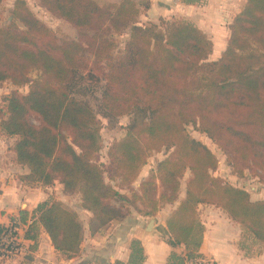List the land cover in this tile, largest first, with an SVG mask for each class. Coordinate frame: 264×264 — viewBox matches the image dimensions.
<instances>
[{
    "label": "trees",
    "instance_id": "1",
    "mask_svg": "<svg viewBox=\"0 0 264 264\" xmlns=\"http://www.w3.org/2000/svg\"><path fill=\"white\" fill-rule=\"evenodd\" d=\"M39 2L74 25L81 38L59 41L25 0H14L11 10L24 28L18 29L14 19L0 26V80L29 83L25 93L12 90L5 96L6 112L0 115L1 132L16 136V161L29 168L20 178L44 185L57 179L65 189H78L82 205L92 212L91 232L121 213L111 200L127 196L105 180V169L96 159L101 148L99 119L86 101L74 96L73 87L77 73L87 65L86 52L95 47L94 55L102 56L109 50L105 31L129 26L123 52L108 61L103 74L101 106L107 116L134 109L140 116L108 146L109 178L119 176L130 183L148 151L172 147L156 173L150 171V178L140 182V193H133L148 202L141 212L153 215L158 206L176 199L180 177L190 170L185 194L165 220L171 234L167 242L182 243L184 250H172L166 264H186L200 256L202 203L223 208L264 245V198L252 199L247 189L213 175L216 155L185 127L196 125L236 157L250 158L264 170V0H245L229 24L224 49L213 60H207L212 40L189 21L165 20V28L136 22L150 0ZM34 67L40 75L29 79ZM86 71L83 74L90 77L92 72ZM156 179L162 186L159 193ZM34 211L53 246L68 257L75 255L84 235L75 210L46 199ZM27 212L19 211L21 222L27 221ZM144 257L141 240L132 237L127 262L117 259L114 264H142Z\"/></svg>",
    "mask_w": 264,
    "mask_h": 264
},
{
    "label": "crops",
    "instance_id": "2",
    "mask_svg": "<svg viewBox=\"0 0 264 264\" xmlns=\"http://www.w3.org/2000/svg\"><path fill=\"white\" fill-rule=\"evenodd\" d=\"M244 0H150L144 11L145 18L155 20L167 14L189 20L199 26L212 40L209 56L219 55L225 47L232 16L240 10ZM16 136L6 135L0 130V224L19 220V211L27 210V221L19 222L17 238L21 245L18 253L9 259H0V264H114L117 259L127 262L129 242L132 237L141 240L144 250L142 264H166L172 250L182 252V243L167 242L170 232L165 220L177 206L170 204L155 221L150 231L138 230L139 220L128 223V219L117 216L110 222L91 232L86 227L79 250L68 257L56 249L48 233L36 221L35 207L59 188L69 191L55 179L51 184L27 183L20 174L29 172L25 164L16 161L13 142ZM6 143L7 149L4 144ZM252 199L264 198V189L255 192ZM253 195V194H252ZM166 206V205H165ZM203 223V239L199 246L201 256L211 264H264V245L243 226L233 220L221 207L203 203L198 207ZM157 224L160 227H156ZM146 224L144 225L145 228Z\"/></svg>",
    "mask_w": 264,
    "mask_h": 264
},
{
    "label": "rangeland",
    "instance_id": "3",
    "mask_svg": "<svg viewBox=\"0 0 264 264\" xmlns=\"http://www.w3.org/2000/svg\"><path fill=\"white\" fill-rule=\"evenodd\" d=\"M114 1H118V0H114ZM25 2L27 6L34 12V14L37 15L39 18H41L51 28V30L54 32V34L56 35L59 41L67 38H75V39L81 38L78 29L74 25H72L66 19L62 17H58L52 14L51 12H49L45 7H43L40 4L39 0H25ZM13 3L14 0L0 1V26H5L10 22V20L14 19L16 21L17 28L23 29L24 28L23 24L17 19H15L11 11L13 7ZM145 10L146 9H144L143 11H141L136 15L135 18L136 22L142 24L155 22L159 24L161 28H165L164 25L165 22H163L165 20L170 21L173 19H177V20L180 19V20L189 21L186 19H182V17H176L174 15L169 16L170 14H167L165 16H159L157 19L152 21L143 17ZM233 16H232V20H233ZM87 32L91 33L89 29L87 30ZM105 32L106 33L104 35L111 42L108 48L109 50L107 51V53H105L102 56L94 55L95 47L86 52L85 63H87V65H83L81 67V71L77 73V79H76L77 81L73 87V94L77 98L86 101L96 112V116L99 119L101 148L97 154V158H96L97 162H100V164H102V167L105 169L104 172L105 180L113 184L120 192L124 193L127 196L126 199L120 198V199L111 200L113 204L118 205L120 207L121 213L118 216L127 218L128 219L127 224L131 223V225L132 223H134V221L140 220L142 224H139L137 226L138 230L141 229V231H144L145 229L146 231H150L151 229L147 228V223L149 219L151 217H154L155 221H158V218L161 217V214H163L167 206L170 205L168 203H174L176 201H178L179 203V201L183 198L186 189V180L191 175V173L188 168L184 171L183 175L180 177L179 190L176 199L173 200L172 202H165L163 203V205L158 206V208L155 210L153 215H145L141 212V210L147 208L148 202L141 201L133 193H140V182L144 179L150 178L149 176L150 171L156 173L158 162L168 155L172 147L161 146L159 149H151L150 151H148V153L146 154L145 163L141 166L137 177L130 183H123L119 176H114L113 179L109 178V174H110V171L108 169L109 158L107 155L108 146L113 140H116L122 137L123 135H125L129 123L133 119L139 118L140 112L134 109L131 112L124 113L118 116H107L104 115L103 113V109L101 106L102 90L105 84V80L103 79V74L108 69L107 67L108 61L115 60L123 52L127 40L129 38L130 27L126 26L123 29L117 31H115L114 29H110ZM228 35H229V31H228ZM209 55L210 53L207 56V60L217 59L219 56L218 55L215 58L216 55H212V56ZM87 68H89L90 70L89 72H92L93 76L90 75L89 77L88 75H84L87 72L86 71ZM80 74L82 75L80 76ZM39 75H40V69L34 67L30 69L28 73V78L29 79L36 78L39 77ZM28 87H29L28 82L22 84H14L9 78L0 80V115H4L6 112L5 96L10 94L12 90H16L19 93H25L28 90ZM31 120L33 122L38 121L35 116H32ZM185 127L191 136L205 143L216 155L217 166L215 167L214 170L211 171L213 175L220 176L222 179L233 185L247 189L251 198L255 196L254 194L255 192L264 189V170L256 166L250 158L241 159L238 156L236 157L227 148H224L219 144H217L216 142H214L204 131H201L196 125L192 123H187ZM4 146L5 149H7L6 143L4 144ZM156 182H157L156 192L159 193L162 191V186L160 185L158 179H156ZM53 191L56 192L53 193L52 195L49 194L46 199L60 200L65 205L74 209L75 212L77 213V216L81 220L85 231L86 227L89 226V219L91 217L92 212L91 210L86 209L82 205L80 191L78 189L62 191L59 188L58 189L55 188ZM136 206H138L139 209H137ZM145 224L146 226L144 228ZM156 227H160V225L157 224Z\"/></svg>",
    "mask_w": 264,
    "mask_h": 264
},
{
    "label": "built area",
    "instance_id": "4",
    "mask_svg": "<svg viewBox=\"0 0 264 264\" xmlns=\"http://www.w3.org/2000/svg\"><path fill=\"white\" fill-rule=\"evenodd\" d=\"M19 220H12L0 224V259L6 260L14 257L21 248L17 238ZM186 264H211L204 256H195L186 261Z\"/></svg>",
    "mask_w": 264,
    "mask_h": 264
},
{
    "label": "water",
    "instance_id": "5",
    "mask_svg": "<svg viewBox=\"0 0 264 264\" xmlns=\"http://www.w3.org/2000/svg\"><path fill=\"white\" fill-rule=\"evenodd\" d=\"M155 223V218L151 217L147 223V228L152 229L153 225Z\"/></svg>",
    "mask_w": 264,
    "mask_h": 264
}]
</instances>
